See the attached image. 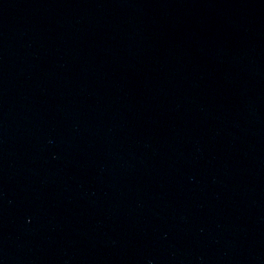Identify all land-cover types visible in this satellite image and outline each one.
<instances>
[{"label":"water","instance_id":"1","mask_svg":"<svg viewBox=\"0 0 264 264\" xmlns=\"http://www.w3.org/2000/svg\"><path fill=\"white\" fill-rule=\"evenodd\" d=\"M0 264H264V0H0Z\"/></svg>","mask_w":264,"mask_h":264}]
</instances>
